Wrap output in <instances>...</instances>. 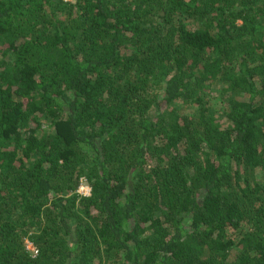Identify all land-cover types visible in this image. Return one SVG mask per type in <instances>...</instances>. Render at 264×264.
<instances>
[{
    "label": "trees",
    "instance_id": "16d2710c",
    "mask_svg": "<svg viewBox=\"0 0 264 264\" xmlns=\"http://www.w3.org/2000/svg\"><path fill=\"white\" fill-rule=\"evenodd\" d=\"M0 264H264V0H0Z\"/></svg>",
    "mask_w": 264,
    "mask_h": 264
},
{
    "label": "rangeland",
    "instance_id": "374dc122",
    "mask_svg": "<svg viewBox=\"0 0 264 264\" xmlns=\"http://www.w3.org/2000/svg\"><path fill=\"white\" fill-rule=\"evenodd\" d=\"M81 184H83L82 186L84 187V189L83 188H79V190H80V192L83 194V195H88V189H87V187L89 186L85 181H83V183H81ZM81 186V185H80ZM31 245V243H28V247Z\"/></svg>",
    "mask_w": 264,
    "mask_h": 264
},
{
    "label": "built area",
    "instance_id": "2783aa9c",
    "mask_svg": "<svg viewBox=\"0 0 264 264\" xmlns=\"http://www.w3.org/2000/svg\"><path fill=\"white\" fill-rule=\"evenodd\" d=\"M81 188L84 189V187L81 186ZM90 191V189H89ZM90 194V193H89ZM31 251H34V252H37L36 248L31 244L29 247H28Z\"/></svg>",
    "mask_w": 264,
    "mask_h": 264
},
{
    "label": "clouds",
    "instance_id": "9594fccd",
    "mask_svg": "<svg viewBox=\"0 0 264 264\" xmlns=\"http://www.w3.org/2000/svg\"><path fill=\"white\" fill-rule=\"evenodd\" d=\"M82 182H83V181H82ZM82 185H83V184H81V186H82ZM81 186H80V187H81ZM80 187H79V188H80ZM82 187H83V186H82ZM87 189H88V192L91 193V188H90V186H88ZM89 189H90V191H89ZM79 192H80V190H79ZM80 193H81V192H80ZM89 193H88V195H90Z\"/></svg>",
    "mask_w": 264,
    "mask_h": 264
}]
</instances>
